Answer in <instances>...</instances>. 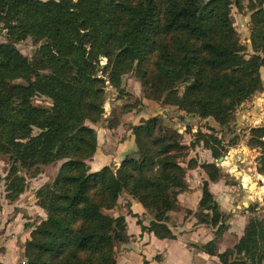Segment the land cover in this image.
Instances as JSON below:
<instances>
[{
  "label": "trees",
  "instance_id": "1",
  "mask_svg": "<svg viewBox=\"0 0 264 264\" xmlns=\"http://www.w3.org/2000/svg\"><path fill=\"white\" fill-rule=\"evenodd\" d=\"M234 7L251 12L249 56L234 26ZM1 30L8 33L0 43V156L10 164L6 201L26 190L21 168L38 173L61 162L55 178L36 189L46 216L27 224L24 264H118V245L129 236L125 216L113 211L125 194L153 215L144 230L176 238L171 215L183 209L179 196L189 189L188 170L196 167L208 180L198 210L186 214L214 229L203 249L221 264H264V215L257 204L249 207L237 243L218 249L228 215L209 184L223 172L188 154L203 145L214 157L222 155L214 125L187 144L184 133L157 114L132 125L136 150L118 168L89 166L107 82L125 98L124 77L133 71L141 96L113 111L109 128L135 106L160 100L179 117L229 126L237 108L264 87V0H0ZM28 39L38 45L32 57L17 46ZM37 97L50 105L38 104ZM249 145L260 152L257 169L264 176V125L250 128Z\"/></svg>",
  "mask_w": 264,
  "mask_h": 264
},
{
  "label": "crops",
  "instance_id": "2",
  "mask_svg": "<svg viewBox=\"0 0 264 264\" xmlns=\"http://www.w3.org/2000/svg\"><path fill=\"white\" fill-rule=\"evenodd\" d=\"M161 108V104L156 102L148 108L124 113L118 125L113 128H109L106 124L96 125L98 149L89 161L91 170H100L106 165L121 162L126 155L134 152L136 144L132 125L140 124L143 120L160 114ZM163 114L169 115L167 111H164ZM196 152L195 155L200 163L212 161V152L209 149L201 147ZM206 180H208V175L202 168L196 167L188 170L189 189L179 196L183 209L172 212L169 223L177 235L176 238L160 239L153 232L144 230L143 226L150 224L153 215L131 196L122 195L119 199V206L113 212L116 216H125L129 241L118 245V264H144L145 261H148L149 264H221L217 256L210 255L203 249V246L215 237L214 229L207 224L198 223L194 214H186L188 209L198 210L203 197V184ZM209 187L214 198L220 203L223 212L229 215L227 221L229 228L218 240V249L222 252L225 250L222 248L233 247L243 235L249 214L246 211H238L239 205H233L235 195L232 194V191L234 188L227 185L222 179L218 182H210ZM27 192L21 196L26 195ZM28 198L31 200L33 198L32 203H34L36 201L35 192L33 195L29 194ZM28 198L26 199L28 200ZM22 201L20 199L15 204L17 212L13 213V220H10L5 226L3 224V227L0 228V248L2 249L0 264H20L18 261L24 255V243L31 229L29 226L26 227L24 219H21V215L29 211L27 207H22ZM3 210L5 211V208ZM6 210L8 209L6 208ZM31 210L38 214L39 217L35 218L36 220H41L46 216L45 211L36 204L35 208L32 207ZM35 219H28V221H35ZM12 223H14L13 226ZM8 227L11 231H8ZM6 231L12 234H7ZM230 237L235 240L231 246L225 244L226 239ZM223 244L224 247H221ZM157 256L160 258L157 259Z\"/></svg>",
  "mask_w": 264,
  "mask_h": 264
},
{
  "label": "rangeland",
  "instance_id": "3",
  "mask_svg": "<svg viewBox=\"0 0 264 264\" xmlns=\"http://www.w3.org/2000/svg\"><path fill=\"white\" fill-rule=\"evenodd\" d=\"M233 21L239 35V41L245 48L244 52L246 56H249L252 53V47L250 44V10L245 7L243 10L239 11L238 8L234 7ZM7 35V30L0 31V43L6 42ZM17 46L24 54L29 57H32L38 48V45L31 39L20 42ZM106 61V58H102L100 61L101 66H104L106 64ZM261 76L264 83V66L261 68ZM124 86L125 91L123 95L125 96V98L120 97L118 88H115L109 82H107L103 106V118L100 124H105L106 121L109 120V117L113 111L118 113L120 109L123 108L125 102H132L133 104H136L135 102L137 101V98L141 96L142 88L140 81L135 76V71L124 77ZM36 100L38 104L46 106L50 105V100L44 97H37ZM157 103H160L162 107V112L160 114H163L164 111H167L169 113L168 116L166 114H163L165 118L168 117L166 118L167 121L171 124V126H174L182 134L184 133V143L190 144L196 137V133L198 130L203 129L202 131L208 132L209 128L212 127L211 125L215 126L214 129L217 130L222 145H220L222 147L221 156H224L225 160L221 162L219 161V158L221 156L216 158L214 157L213 153H211V162H215L222 169L223 177L221 179L226 182L227 185L234 188V190L232 191V194L235 195L233 205H239V208H237V210L240 212H248L250 217L251 212L249 210V207L252 204H257L259 206L258 215H264V176L259 174L257 169V158L260 155V152L255 148H251L249 145L250 128L254 126L264 125V87L263 89L256 91L252 97L242 103L237 108L236 116L231 124L229 126L223 127L219 126L213 121L200 119L199 116L191 115V117H179L178 110L174 107H169L166 103H164L163 100H160ZM141 108H143L142 104L135 106L132 111ZM201 147L206 148L203 145H197L195 148L189 149V159L194 158L195 160L199 161L195 154L197 153L196 151H198V149ZM210 151L212 152V150ZM60 165L61 162L57 164L41 166L38 173H35L34 169L27 170L25 168H21L20 174L26 176L27 178V187L24 193L26 191L28 192L26 193V195H20L19 198L14 202H7L5 197L6 183L4 181V177L8 172L10 164L8 156H0V174L3 177V180L0 182V223H2L0 225V228L3 227V224L5 226L10 220H13V213L17 212L15 204H17L18 200L20 199L23 200L22 207H27L29 210L28 212H25L21 215V219H24L25 226L27 227V224L37 221L35 218L39 217L37 216L38 214L35 211L31 210L32 207L35 208L36 201L32 203L33 198L32 200L29 199L28 195H33V193L36 192V188L40 187L45 182H51L57 175ZM112 166L116 169L120 166V162H115L114 164H112ZM241 174H245V176L247 175L251 181L249 182L244 180ZM26 198H28V200ZM4 208L5 211L3 210ZM6 208L8 210H6ZM28 219H35V221L30 222L28 221ZM13 225L14 223H12V226ZM8 231H11L10 227H8ZM6 233L8 234L11 232L6 231ZM234 241V238L230 237L229 239H226L225 244L231 246ZM221 247H224V244ZM222 249H226V247ZM1 250L2 249L0 248V251ZM25 261L26 258L24 257V255H22L18 262L20 264H24Z\"/></svg>",
  "mask_w": 264,
  "mask_h": 264
},
{
  "label": "bare ground",
  "instance_id": "4",
  "mask_svg": "<svg viewBox=\"0 0 264 264\" xmlns=\"http://www.w3.org/2000/svg\"><path fill=\"white\" fill-rule=\"evenodd\" d=\"M222 164H224V163H222ZM225 165H226V164H225ZM232 169H233V168H232ZM241 176L243 177L244 180L249 181V182L251 181L250 178H249L247 175L245 176V174H241ZM248 185H249V184H248Z\"/></svg>",
  "mask_w": 264,
  "mask_h": 264
},
{
  "label": "water",
  "instance_id": "5",
  "mask_svg": "<svg viewBox=\"0 0 264 264\" xmlns=\"http://www.w3.org/2000/svg\"><path fill=\"white\" fill-rule=\"evenodd\" d=\"M186 117H191V115H187ZM225 160V157L224 156H221L220 158H219V161H224Z\"/></svg>",
  "mask_w": 264,
  "mask_h": 264
}]
</instances>
